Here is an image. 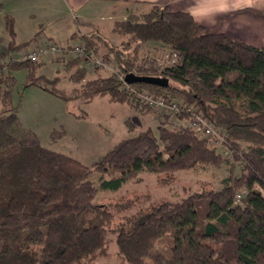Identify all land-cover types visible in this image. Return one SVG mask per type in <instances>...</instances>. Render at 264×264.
Listing matches in <instances>:
<instances>
[{"label": "trees", "instance_id": "1", "mask_svg": "<svg viewBox=\"0 0 264 264\" xmlns=\"http://www.w3.org/2000/svg\"><path fill=\"white\" fill-rule=\"evenodd\" d=\"M4 19L8 40L6 50H0V264H78L105 252L108 231L115 233L117 253L127 264H264V47L207 33L189 13L152 4L140 17L114 22L112 31L129 40L122 42L123 49L110 50L116 71L109 75L86 77L83 58L58 56L64 69H74L68 75L73 87L67 89L57 87L59 75L36 74L42 63L9 59L40 31L15 44L14 19L8 14ZM80 40L86 53L98 55L89 36ZM131 42L134 47L126 57ZM146 42L173 50L175 62L162 67L140 56L138 46ZM100 57L109 61L107 55ZM21 68L27 69L26 86H39L63 100L107 96L141 114L154 110L122 87L124 75L161 78L164 84L131 85L177 102L183 109L178 118L199 114L219 132L228 153H216L205 138L162 114L156 129L135 130L86 165L41 145L36 133L22 125L18 104L11 102L13 71ZM221 163L228 165V174L220 188L159 201L116 224L109 206L94 201L98 190H117L143 171ZM109 169L118 174L102 177ZM94 172L101 175L97 185L90 180ZM212 208L216 213L210 218ZM161 238L170 241L169 257L156 247Z\"/></svg>", "mask_w": 264, "mask_h": 264}, {"label": "rangeland", "instance_id": "2", "mask_svg": "<svg viewBox=\"0 0 264 264\" xmlns=\"http://www.w3.org/2000/svg\"><path fill=\"white\" fill-rule=\"evenodd\" d=\"M152 5H148L144 10H137L128 16H141L146 13ZM81 23V29L94 43L97 53L103 57L107 55V64L112 70L107 68L88 69L86 77H93L96 72L102 76L109 75L116 71L114 52L110 51L123 49L122 42L128 39V35H118L110 30V22L107 19L94 22ZM75 23L70 16L54 21H37L18 16L14 20V40L15 44H22L31 40L35 33L40 31V35H51L53 40L59 45L74 44L82 42L81 33L78 39L70 38V34L75 30ZM31 40L18 51L10 54H18L21 50L31 49L35 43L39 42V37ZM256 39L251 37L246 42L256 45ZM8 34L5 28L4 14L0 12V50H6ZM129 40V39H128ZM22 42V43H21ZM83 43V42H82ZM130 47L126 57L131 55L134 43L128 44ZM5 48V49H4ZM126 50V49H124ZM171 50L159 42H146L139 44L138 54L145 56L148 60H153L159 66H167L166 53ZM38 61L42 63L36 68V74H43L49 78L59 75L60 82L57 87L70 89L73 84L68 75L74 69H64L63 62ZM5 60V59H4ZM97 68V67H96ZM15 86L12 91L11 102L18 104V117L25 128L31 129L38 136L41 145L66 155H69L86 165L100 158L107 149L116 141L124 138L132 129L156 126L162 121V116L157 112L141 114L138 111L118 102L110 101L107 96H95L88 101L63 100L36 85L26 86L27 69L21 68L13 71ZM129 119L133 128L125 125V120ZM173 118L170 117V120ZM219 133V132H218ZM219 137L205 138L209 148L216 153L225 156L227 149L222 145L221 135ZM238 172V171H237ZM111 169L102 175L109 178L117 175ZM228 174V165L221 163L218 166L200 164L192 168L173 172L154 173L143 171L136 179L125 182L117 190H98L94 201L96 203L107 204L113 213V224H116L125 215L135 213L140 209H146L150 205L162 200L175 201L192 192L202 189L221 186V180ZM101 175L94 172L90 180L97 185ZM257 187V186H256ZM258 188V187H257ZM262 194L263 191H261ZM211 210L210 218L215 215ZM115 233L108 231L106 235L105 252L95 257L81 261L78 264H127L117 253L115 244ZM170 241L168 238H161L157 241L156 247L166 257L170 256Z\"/></svg>", "mask_w": 264, "mask_h": 264}, {"label": "crops", "instance_id": "3", "mask_svg": "<svg viewBox=\"0 0 264 264\" xmlns=\"http://www.w3.org/2000/svg\"><path fill=\"white\" fill-rule=\"evenodd\" d=\"M225 2L239 4L240 7L228 12H219L217 6ZM152 4L166 6L173 11L187 12L195 21L198 17H210L212 22L205 20L199 23L207 33H223L250 45L253 43L246 42L247 40L253 36L260 37L261 39H256L254 46L264 47V0H0V12L12 16L14 20L18 16H24L31 20L46 22L70 16L76 24V29L70 36L74 34L75 39H78L80 36L78 30L81 35L86 32L81 29L82 22H93L96 30L94 22L105 18L109 20L112 31L115 21L123 20L136 9L144 10L146 6ZM38 37L41 41L55 42L49 34ZM68 45L70 44L66 43L62 46ZM124 122L126 126L133 128L129 119ZM132 130L134 132L137 129Z\"/></svg>", "mask_w": 264, "mask_h": 264}, {"label": "built area", "instance_id": "4", "mask_svg": "<svg viewBox=\"0 0 264 264\" xmlns=\"http://www.w3.org/2000/svg\"><path fill=\"white\" fill-rule=\"evenodd\" d=\"M64 56L67 59L83 58L84 64L88 69L107 68L109 67L106 61L95 53H86L82 42L62 46L52 41H39L31 49L21 50L18 54L9 56L11 61H52L53 57ZM167 62L173 64L176 60V53L169 50L166 53ZM2 67H0V72ZM114 72V71H113ZM122 87L129 92L137 101L151 107L154 112L159 115L170 114L173 119L169 120L176 125L188 128L198 135L206 138L219 137L218 131L199 114L190 113L188 118H178L183 109L177 102H168L162 97L155 96L146 89L138 88L134 85L128 84L125 81ZM187 111V110H186ZM238 196V195H237Z\"/></svg>", "mask_w": 264, "mask_h": 264}, {"label": "water", "instance_id": "5", "mask_svg": "<svg viewBox=\"0 0 264 264\" xmlns=\"http://www.w3.org/2000/svg\"><path fill=\"white\" fill-rule=\"evenodd\" d=\"M124 81L128 84L132 83H148V84H164V80L153 76L137 75L129 72L124 75Z\"/></svg>", "mask_w": 264, "mask_h": 264}, {"label": "clouds", "instance_id": "6", "mask_svg": "<svg viewBox=\"0 0 264 264\" xmlns=\"http://www.w3.org/2000/svg\"><path fill=\"white\" fill-rule=\"evenodd\" d=\"M217 7H218L219 12H228V11L234 10L235 8L240 7V5L225 2V3L219 4ZM205 20H207L208 22H212L210 17H206V18H199L198 17L196 19V22L201 23V22H204Z\"/></svg>", "mask_w": 264, "mask_h": 264}]
</instances>
